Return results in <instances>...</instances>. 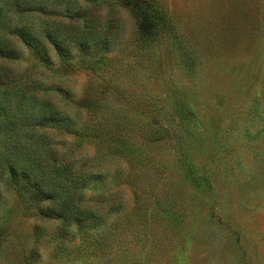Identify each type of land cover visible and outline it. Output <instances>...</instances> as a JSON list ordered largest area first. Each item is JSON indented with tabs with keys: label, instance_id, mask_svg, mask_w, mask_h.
Returning a JSON list of instances; mask_svg holds the SVG:
<instances>
[{
	"label": "rangeland",
	"instance_id": "1",
	"mask_svg": "<svg viewBox=\"0 0 264 264\" xmlns=\"http://www.w3.org/2000/svg\"><path fill=\"white\" fill-rule=\"evenodd\" d=\"M153 1L154 38L125 0L45 1L90 44L12 37L64 173L0 174V264H264V0Z\"/></svg>",
	"mask_w": 264,
	"mask_h": 264
},
{
	"label": "trees",
	"instance_id": "2",
	"mask_svg": "<svg viewBox=\"0 0 264 264\" xmlns=\"http://www.w3.org/2000/svg\"><path fill=\"white\" fill-rule=\"evenodd\" d=\"M46 0L35 4L34 0H2L0 2V122L5 125L0 129V174L5 171L14 175L19 162L20 169L38 173L57 169V176L62 177V163L55 162L53 148L47 140L49 128L64 122L62 110L48 97L39 96L33 89L32 82L20 84L15 68L17 44L48 54V49H68L74 42L86 41L90 44L94 33H83L76 28L65 31V28L50 18L52 9L48 8ZM73 4L74 0H67ZM76 1V0H75ZM132 6L137 21L138 35L142 38H154L161 25H165L166 16L153 0H125ZM70 9L67 7V10ZM39 11L43 17L33 13ZM9 18L1 22L3 15ZM9 13H11L9 15ZM105 27L104 29H106ZM101 34V33H100ZM101 36V35H100ZM13 37V38H12ZM57 105V104H56ZM69 117V115H67ZM22 174L28 173L22 169ZM46 175V174H44ZM60 213V212H59ZM63 226L70 224V217L60 213ZM81 221V220H80Z\"/></svg>",
	"mask_w": 264,
	"mask_h": 264
}]
</instances>
